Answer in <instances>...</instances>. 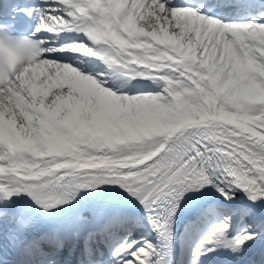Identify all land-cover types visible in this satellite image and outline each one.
<instances>
[{"label":"snow or ice","instance_id":"6c2138e0","mask_svg":"<svg viewBox=\"0 0 264 264\" xmlns=\"http://www.w3.org/2000/svg\"><path fill=\"white\" fill-rule=\"evenodd\" d=\"M187 209L264 264V0H0V253L171 264Z\"/></svg>","mask_w":264,"mask_h":264}]
</instances>
